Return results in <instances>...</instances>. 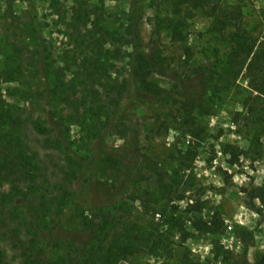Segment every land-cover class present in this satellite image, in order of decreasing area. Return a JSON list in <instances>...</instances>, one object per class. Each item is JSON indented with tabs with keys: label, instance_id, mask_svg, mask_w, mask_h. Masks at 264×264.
<instances>
[{
	"label": "rangeland",
	"instance_id": "rangeland-1",
	"mask_svg": "<svg viewBox=\"0 0 264 264\" xmlns=\"http://www.w3.org/2000/svg\"><path fill=\"white\" fill-rule=\"evenodd\" d=\"M217 2L224 12L239 10L238 28L228 26V13L189 14L175 0H143L138 16L133 0H89L101 7L99 21L122 36L107 45L108 88L129 77L133 27L148 66L119 106L109 98L104 113L83 118L74 88L59 105L46 107L39 96L69 50L49 0H0V71L12 70L4 97L38 168L34 193L19 194L28 186L21 183L16 199L0 205L9 264H41L48 240V264H75L84 253L99 259L117 239L119 218L134 234L151 222L172 233L162 236L165 250L126 251L118 264H255L264 253V114L253 118L243 105L245 55L235 47L237 34L264 40V0ZM63 81L70 85L69 76ZM189 116L197 137L182 125ZM91 157L95 175L83 186ZM216 219L222 226L213 232L194 225Z\"/></svg>",
	"mask_w": 264,
	"mask_h": 264
},
{
	"label": "trees",
	"instance_id": "trees-1",
	"mask_svg": "<svg viewBox=\"0 0 264 264\" xmlns=\"http://www.w3.org/2000/svg\"><path fill=\"white\" fill-rule=\"evenodd\" d=\"M64 1L49 0L50 8L59 16L60 24L63 26L61 32L67 39L69 50L63 53L62 68H57L55 73H52L53 81L47 82L42 87L39 96L46 107L59 105L67 99L68 94L74 88L72 92L78 97V109L82 117L93 118L104 113L107 99L115 100V105L119 106L121 100L132 95L136 89V78L141 75L148 63L142 57H138L139 32L136 27H133L134 55L129 64V77L124 79L119 86L108 88V82L112 81V78L107 69L111 56L110 47L107 45L117 46L118 37L122 36L118 35L116 38L114 33L99 21L101 20V14L98 13L101 9L99 5H91L89 0H71L69 6H66ZM25 2L31 6L32 0H25ZM142 4L143 0H133L132 10L137 16L141 12ZM175 5L178 8L184 5L185 11L189 14L201 7L210 9L214 15L228 13L232 18L228 22V26L239 27L236 23L239 10L232 9L231 12H226V8L225 12L219 10L217 0H175ZM178 8L176 11L180 12ZM173 30L180 34L177 28H173ZM111 40L113 43H110ZM235 47L245 55L243 66L246 70L249 91L248 95L243 98V105L251 117H260L264 114L263 108L260 106V103L264 102V40L251 39L248 42L246 38H243V34H237ZM9 58H11V53L7 52L6 59L9 60ZM5 68L6 70H4ZM5 68L0 71V205L16 199V193L19 191L18 187L21 183L28 182V186L25 188L20 186L19 194L27 196L34 193L29 183L32 184L36 180V170L38 169L28 152V142L19 132L18 121L14 116V104L4 97L5 91L2 82L8 80L12 73L9 67L5 66ZM46 71L48 74L51 72L48 68ZM65 76H69L70 85L63 81ZM109 91L114 93L113 96H109ZM182 125L194 137L200 133L192 116L184 117ZM190 151L193 149L189 148L186 154L192 153ZM84 162L81 179L86 184L83 186L89 184L95 175V158H88ZM5 184L10 187L6 192L1 190ZM194 225L198 230L206 229L208 232H213L222 226V221L216 219L212 226L201 221L194 222ZM112 226L117 228L115 233L117 239L108 248V253L99 259L89 253L80 254L77 256L75 264H118L120 257L126 251L135 253L148 249L155 252L158 249L165 250L168 246L164 237L162 238L166 234L164 232L167 231L162 232L159 226L153 222L138 234H134L130 230L129 222L122 218L117 219ZM167 233L170 235L172 231ZM40 248L46 251L44 253L40 251L41 255L37 260L41 264H48L50 241L48 240L45 245L41 244ZM8 262L5 251L0 247V264H9ZM255 264H264V253L256 258Z\"/></svg>",
	"mask_w": 264,
	"mask_h": 264
}]
</instances>
